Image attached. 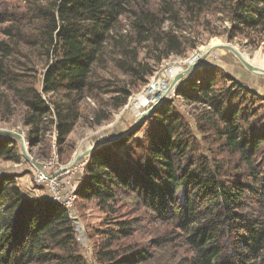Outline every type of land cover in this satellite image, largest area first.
Returning <instances> with one entry per match:
<instances>
[{"label":"trees","instance_id":"obj_1","mask_svg":"<svg viewBox=\"0 0 264 264\" xmlns=\"http://www.w3.org/2000/svg\"><path fill=\"white\" fill-rule=\"evenodd\" d=\"M213 4L230 12L231 29L247 35L264 31V0H163L157 10L140 0H31L26 17L37 33L29 45L46 55L40 88L21 84L12 60L16 46L0 40V87L13 90L25 105L29 141H44L54 127L58 143L66 142L109 51L130 58L128 69L147 81L155 68L139 59L141 48L155 65L183 55L182 28L176 25ZM18 19L12 15L5 21ZM19 33L4 29L8 38ZM219 74L204 66L176 90L197 111L196 130L166 104L151 115L155 123L142 140H134L136 128L90 155L76 195L105 213L106 227L97 229L101 240L94 245L101 264H142L151 257L125 242L140 223L122 218L129 206L142 210L144 219L171 225L175 236L162 235L160 246L181 243L188 264H264V129L258 130L253 109L258 96L232 78L228 86L218 84ZM131 94L124 90L123 98L115 96V109ZM0 159L20 160L13 138L0 136ZM72 217L62 203L23 192L15 174L2 175L0 264H89Z\"/></svg>","mask_w":264,"mask_h":264},{"label":"rangeland","instance_id":"obj_2","mask_svg":"<svg viewBox=\"0 0 264 264\" xmlns=\"http://www.w3.org/2000/svg\"><path fill=\"white\" fill-rule=\"evenodd\" d=\"M140 1L148 4L153 10H157L163 2V0ZM30 2L31 0H0V40L7 39L16 46L12 60L18 66L17 72L23 76L21 77L23 78L21 84L33 82L40 88L46 55L29 45V38L37 33L26 17L29 16L26 15V12H28ZM12 15L18 16L19 19L17 21H5ZM191 18L185 17L176 25L182 28L180 34L183 36L186 49L183 55H173L155 65L152 55H149L146 49L141 48L139 59L143 62H149L155 68L154 74L146 77L147 81H144L142 74L134 75L128 69L131 66L130 58L125 59L117 55L116 51H109L107 63L100 66L96 71L94 78L96 87L81 101L80 118L64 144L58 143V132L54 127L44 141L40 143L29 141V129L24 124L25 105L19 101V97L13 90H9L5 86L0 87V130L17 132L25 139L24 152L21 142L11 137L17 142L20 160L0 159V177L4 174H15L23 192L30 196L42 198L43 194L48 196V188L44 184H37L36 179L39 166L49 165V174H56V184H58L61 192L76 196L71 214L76 218L74 224L77 230L80 252L89 264H101L94 257V245L95 242L101 240L100 236L97 235V229L106 227L104 224L105 213L93 202L84 203L77 199L76 190L90 159V156L87 155L76 165L70 167L78 153L109 137H105V135L111 136L129 128L131 131L137 128L138 133L134 140H142L154 122L151 115L157 108L166 104H172L196 130L194 114L197 111L183 97L177 96L175 91H172V94H169L148 115L144 120V122L147 120V124L143 128L139 129V126L144 122L138 125H135V122L157 99L155 94L150 95L151 87L159 85L162 89L167 83L168 72L176 67L185 70L189 65V60L197 54H202L203 48L213 42L232 44L249 59H255L259 54L260 57L264 58V31L247 35L240 33L237 26L235 30L231 29L233 23L230 19V12L222 9L221 6L213 4L199 17L193 18L191 16ZM168 26L169 24H166L165 28ZM7 27H13L20 33L14 39L8 38L4 34V29ZM126 28L128 29V26ZM131 34L129 33V36ZM230 34H235V36L230 38ZM122 62L124 63L123 67L121 66ZM206 62L207 66H214L220 70L218 84L228 86L231 82L230 78H232L257 94V108L253 109L256 110V120L260 123L258 130L264 129V76L248 70L232 51L226 49L217 50L210 54ZM124 90H131L132 94L128 98L127 104L115 109L113 98L115 96L123 98ZM54 98L60 99L62 96L57 95ZM137 102H141L139 108H135ZM198 135L201 138L200 134ZM68 166L69 168L62 170L63 167ZM122 214V218L134 217L140 220L138 233L125 242L133 243L136 247L148 250L151 257L142 264H188L186 258L190 255L181 243L175 242L172 245L160 246L163 242L160 240L162 235L164 238L175 236L172 234L173 227L171 225L144 219L143 211L136 212L132 210L131 206L124 208ZM155 241L158 242L157 247H153Z\"/></svg>","mask_w":264,"mask_h":264},{"label":"water","instance_id":"obj_3","mask_svg":"<svg viewBox=\"0 0 264 264\" xmlns=\"http://www.w3.org/2000/svg\"><path fill=\"white\" fill-rule=\"evenodd\" d=\"M221 49H226L229 51H232L237 57L238 59L241 61V63L251 72H253L254 74L257 75H261L264 76V69L259 68L258 66H254L253 64H251L247 59H245V57L243 56V54L241 53V51L239 49H237L235 46H233L232 44L229 43H224V44H219V45H214V46H210L208 48V50L201 55L200 57H196L194 58L190 64L188 65V67L183 70L182 72L178 73L174 79L171 81L170 85H169V89L167 92L170 91H175L177 90L179 84L185 80L186 78H188L189 76H191L194 72H196L199 68L204 66V61L207 59V57L212 54L213 52L217 51V50H221ZM168 97V95H165L162 99H159L156 103L153 104V106L151 108H148L146 110V112H144L135 122V125H138L139 123L144 122V120L148 117V115L155 109L157 108L166 98ZM131 131V129H127L118 133H114L113 135L99 141L98 143H96L95 145H93L91 148L87 149L86 151H84L83 153L79 154L75 160L72 162L71 166L76 165L82 158H84L87 155H91L96 149L111 144L116 140H119L120 138L124 137L126 134H128ZM0 136H9V137H13L18 139L21 144H22V150L25 152V140L21 137V134L17 133V132H13L10 130H0ZM69 167V166H68ZM68 167H63L62 170H66ZM39 168H41L39 166ZM73 220H75V217H72Z\"/></svg>","mask_w":264,"mask_h":264},{"label":"bare ground","instance_id":"obj_4","mask_svg":"<svg viewBox=\"0 0 264 264\" xmlns=\"http://www.w3.org/2000/svg\"><path fill=\"white\" fill-rule=\"evenodd\" d=\"M214 45H219V42H213L212 44H210V45H208L206 48H203V50H202V54L200 53V54H197L195 57H193V58H191L190 60H189V64H190V62L194 59V58H196V57H200L201 55H203L207 50H208V48L210 47V46H214ZM214 53V52H213ZM260 55V54H259ZM259 55H257L256 57H255V59H249L248 57H245L244 55V57H245V59H247L251 64H253L254 66H258V67H260V68H262V69H264V58H262V57H260ZM204 66H207V62H206V60L204 61ZM203 66V67H204ZM203 67H201V68H203ZM201 68H199V69H201ZM183 70V68H179V67H176V68H173L170 72H168V80H167V83L165 84V86L161 89L160 87H159V85H156V86H152L151 88H152V91L150 92V95L151 94H155L156 95V97H157V99L151 104V106H149L148 108H151L152 106H153V104L154 103H156L159 99H162L165 95H169V94H172V91H170V92H167L168 91V89H169V85H170V83H171V81L174 79V77L179 73V72H181V71ZM190 77V76H189ZM140 103L141 102H137L136 104H135V108H139L140 107ZM146 112V111H145ZM144 113V112H143ZM142 113V114H143ZM107 136H110V135H105V137H107ZM21 137H22V135H21ZM23 138V137H22ZM24 139V138H23ZM105 139V138H104ZM25 140V139H24ZM103 140V139H102ZM98 143V142H97ZM93 145H95V144H93ZM93 145H91V147L93 146ZM91 147H88L87 149H89V148H91ZM87 149H85V150H82V151H80L79 153H78V155L79 154H81V153H83L84 151H86ZM77 155V156H78ZM83 159V158H82ZM81 159V160H82ZM70 167H72V166H70ZM69 168V167H68Z\"/></svg>","mask_w":264,"mask_h":264},{"label":"built area","instance_id":"obj_5","mask_svg":"<svg viewBox=\"0 0 264 264\" xmlns=\"http://www.w3.org/2000/svg\"><path fill=\"white\" fill-rule=\"evenodd\" d=\"M49 165H43L38 170V176L36 179V183L41 185L44 184L48 188V196L54 201H57L59 203H62L65 205L71 212V208L73 207L75 195L72 196L71 193L63 194L61 190L58 188V184H56V174H49ZM52 167V166H51ZM44 197V194L43 196ZM72 213V212H71Z\"/></svg>","mask_w":264,"mask_h":264}]
</instances>
